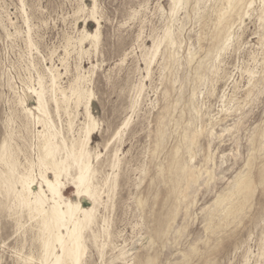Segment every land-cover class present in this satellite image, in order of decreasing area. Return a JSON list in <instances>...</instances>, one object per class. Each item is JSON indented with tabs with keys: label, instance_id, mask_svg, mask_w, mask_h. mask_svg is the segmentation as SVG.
<instances>
[{
	"label": "rangeland",
	"instance_id": "obj_1",
	"mask_svg": "<svg viewBox=\"0 0 264 264\" xmlns=\"http://www.w3.org/2000/svg\"><path fill=\"white\" fill-rule=\"evenodd\" d=\"M94 2L100 38L96 46L85 40L81 50L83 30L98 26L89 17ZM226 6L224 0H182L175 10L172 0H0V144L7 139L23 164L26 156L37 159L35 129L42 126L25 129L18 98L34 105L28 94L39 87L40 74L49 96L47 67L59 69L66 88L80 71L94 93L98 128L90 149L99 155L95 184L104 193L93 227L99 239L86 231L84 264H146L149 256L155 264H264V187L241 223L218 233L206 229L208 207L246 169L257 136L264 138L263 2L255 0L243 21L233 16L234 38L220 51L216 21ZM72 101L60 112L49 101L67 138L73 136L68 112L77 114L74 134L84 120V106ZM200 128L192 163L204 172L173 222V151L179 146L189 162L185 134ZM74 188L69 179L65 195L76 200ZM14 202L0 186V264H23L17 252L38 256L41 250L36 222ZM82 203L92 201L83 196Z\"/></svg>",
	"mask_w": 264,
	"mask_h": 264
},
{
	"label": "bare ground",
	"instance_id": "obj_2",
	"mask_svg": "<svg viewBox=\"0 0 264 264\" xmlns=\"http://www.w3.org/2000/svg\"><path fill=\"white\" fill-rule=\"evenodd\" d=\"M172 1L173 10L182 2V0ZM224 2L227 3V6L219 11L216 21L215 39L221 45L220 51L226 49L234 38L235 22L233 16L236 14L243 21L255 0H224ZM262 2L264 7V0ZM82 7L85 9L86 5L84 4ZM89 17L97 22L98 26L92 32L86 28L83 30L77 41L81 50L84 49L85 40L90 39L92 44L96 46L100 38V23L96 16L95 2L89 10ZM171 35L167 32L164 40L170 43L172 41ZM162 44L163 41L154 43L147 69L153 58L157 56ZM47 69L50 74L49 96L47 95L44 76L40 74L39 87L33 88V91L28 94L34 97V105H30L24 96L18 98V103L27 120L24 124L25 129L29 131L31 123L34 127L36 125L42 126V129H35L37 159L26 156V164H23L11 143L4 139L0 144V162L3 165L0 169V186L5 188L12 199H15L17 208L20 207L27 211L30 219L36 222V230H39L40 254L38 256L32 253L24 254L18 250L17 256L23 264H84L88 250L86 231L91 230L95 241L97 240L99 232H96L93 227L97 224L98 203L102 200L104 193V191L98 190L95 184L97 171L94 158H98L99 155L94 156L90 149L93 134L98 128L97 118L91 108L94 93L87 84H82L87 80V77L80 71L75 80L66 88L59 83L61 76L59 69L54 66H49ZM72 98L75 99L77 109L80 105L84 106V120L76 135L74 134V123L77 114L68 112L67 130L72 132L73 136L67 138L52 119L49 101L55 104L56 111H68ZM128 123L129 119L126 120L124 126ZM201 133L202 128L185 134L186 148L190 157L189 162L182 161L179 146L173 151L174 165H172V170L174 169L173 171L176 172V178L171 179L173 183L171 193L175 195L177 205L171 213L172 221L176 220L180 205L187 198V191L193 185L198 184L204 172L202 166L192 163L196 155L192 146L198 143V137ZM259 137L257 136V140L255 139L252 144L253 152L246 162V169L239 171L229 187L217 194L210 207L207 206L206 229L211 230L212 233H218L225 228L227 230L231 224L241 223L253 206L256 191L259 187H264V138L259 139ZM258 153L259 156H257ZM207 159L210 160L211 155ZM205 170L210 175L208 168ZM256 170L259 172V180L255 176ZM49 172L53 174V177L48 175ZM69 179L76 189L75 193L78 196L76 200L65 195ZM83 196H87L92 201L90 206H85L82 203ZM189 205H187L186 210ZM215 220L218 222L215 223ZM103 223V232L108 233L105 220ZM106 245L107 242L105 241L101 243L102 253ZM196 250L193 247V251L197 252ZM119 255L125 256V252L120 251ZM155 262L156 258L149 256L146 264H155ZM207 264L210 263L207 262Z\"/></svg>",
	"mask_w": 264,
	"mask_h": 264
}]
</instances>
